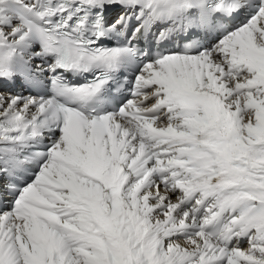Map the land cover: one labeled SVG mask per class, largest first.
I'll return each instance as SVG.
<instances>
[{"label": "snow or ice", "instance_id": "1", "mask_svg": "<svg viewBox=\"0 0 264 264\" xmlns=\"http://www.w3.org/2000/svg\"><path fill=\"white\" fill-rule=\"evenodd\" d=\"M0 264H264V0H0Z\"/></svg>", "mask_w": 264, "mask_h": 264}]
</instances>
